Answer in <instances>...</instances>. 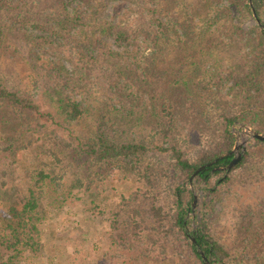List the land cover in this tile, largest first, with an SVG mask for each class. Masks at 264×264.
<instances>
[{
  "label": "rangeland",
  "instance_id": "374dc122",
  "mask_svg": "<svg viewBox=\"0 0 264 264\" xmlns=\"http://www.w3.org/2000/svg\"><path fill=\"white\" fill-rule=\"evenodd\" d=\"M66 1L71 11L81 3V0ZM101 1L105 2V18L110 19L119 3L122 5L119 18L125 13L124 20L139 32L162 29L159 19L167 23L169 41L165 51H152L154 48L145 43L141 52L148 47L147 51H152L154 56L134 68L145 73V68L155 64L173 73L172 81L182 76L203 102L202 114L197 122L199 110L188 105L189 114L178 118L176 124L166 117L165 123L171 132L170 138H164L160 127L153 122L150 96L142 91L137 103L132 104L130 100L128 104L136 109L140 107L138 104H143L138 113L126 115L119 111L121 108L111 109L113 113L133 118L135 126H114L113 122L118 121L111 116L107 131L118 140L145 143L148 152L139 158L117 162L99 163L86 159L74 135L51 122H46V126L40 128L41 133L33 138V144L37 141L44 147L37 154L34 152L38 143L24 144L28 147L17 148L14 156L0 148V189L17 188L23 200L33 190L40 203L36 229L30 237L23 238L25 245L18 246L24 253L17 264H201L179 235H165L170 222L159 220L154 209L174 212V193L180 180L174 167L173 145L188 158H194L200 150L221 140L223 132L216 101L222 97L232 99L239 89L233 78L251 72L250 60L262 53L260 30L264 32L261 27L264 26V13L258 16L260 25L253 13L237 9L234 0ZM250 2L248 0L249 5ZM179 24L185 25L198 49L196 53L200 58L195 69L189 59L180 60L191 52L192 42L181 30L176 32ZM180 42L185 48H177ZM111 44L119 51L126 47V44ZM61 45L66 46L65 42ZM71 46L69 43L66 47L69 54ZM73 59H76L74 53ZM150 75L151 82H161L157 72ZM92 82L95 84L93 94L104 97L110 85L102 83L97 73H93ZM126 86L130 89L133 84ZM259 88L261 94L256 100L262 104L264 81ZM254 90L255 85L249 83L243 87L240 97L249 96L245 100L251 103L250 98H257H253ZM134 94L135 91L132 97ZM260 115L257 122L264 124V114ZM86 126L88 130H95V120L89 119ZM247 128L257 131L254 126L237 120L231 133L235 136L232 149L238 135L239 142L245 145V150L240 151L245 153L251 149L253 152L249 170L233 172L231 181L220 185L216 196L205 191L204 183L198 187L192 178L185 184L198 197L203 193L189 217L203 213V222L208 224L211 235L230 254L227 264H264V223L258 221L256 231H240L241 225L252 221L250 205L260 207L264 201V146L256 144L258 141L248 135ZM86 133L82 129L79 135ZM41 173L49 177L43 178ZM243 213L245 218H240L239 214ZM4 215L7 214L0 209V217ZM199 224L197 221L193 229ZM7 245L1 246L0 257L12 254V248Z\"/></svg>",
  "mask_w": 264,
  "mask_h": 264
},
{
  "label": "trees",
  "instance_id": "16d2710c",
  "mask_svg": "<svg viewBox=\"0 0 264 264\" xmlns=\"http://www.w3.org/2000/svg\"><path fill=\"white\" fill-rule=\"evenodd\" d=\"M93 1L96 0H81L80 5L71 11L66 0H0V148L8 151L10 156L16 155L17 148H27L28 146L24 145L26 143H31L29 146L37 144V141L32 143L34 136L41 133L40 128L46 126V122H51L52 125L68 130L70 135H74L72 136L86 159L103 163L142 157L148 152L145 143L118 140L111 137L107 131L111 116L118 121L113 122L114 126H135L133 118L113 113L111 109L121 108L119 111L125 112L126 115H131V112L138 113L143 104H138V109L128 104L130 100L132 104L137 103L142 91L150 96L151 116L163 132L161 134L164 138H170L171 132L165 123L166 117L176 124L178 118L189 114L188 105L195 111L199 110L196 121L200 120L203 102L196 95L197 91L188 86L182 76L172 81L174 74L155 64H152L151 68H145V73H139L138 69L134 68L137 64L153 58L152 51H165V45L169 41L167 23L159 19L162 29L139 32V29L133 28L124 20L125 13L122 19L119 18V8L122 5H115L108 20L105 18V2L97 0L93 4ZM252 2L260 18L261 13H264V0ZM234 5L252 15L248 0H234ZM185 28V25L179 24L176 32L181 30L192 42L189 31ZM260 37L263 49L262 53L256 54V57L250 60L252 71L233 78L235 86L239 87L238 92L234 93L232 99L222 97L216 101L223 132L221 140L200 150L194 158H188L173 145L172 157L180 180L174 193V212L170 214L159 208L154 209L159 220L168 219L170 222L164 231L165 235H179L201 264L204 262L197 246L211 264H227L230 254L211 235L208 224L203 222V213L189 217L194 194L185 184L193 177V183L199 185L198 187L204 183L205 191H210V195L216 196L218 187L230 182L233 172L249 170L253 160L251 149L242 154L241 161L230 171L216 169L229 165L235 157L234 154L222 157L218 163L196 174L201 167L214 163L223 154L231 151L235 140L231 127L237 120L264 132V124L257 122L260 114H264V102L262 99V104H259L256 100L261 94V82L264 81L262 30ZM180 39L179 36V41ZM110 41L126 44L124 51L113 48ZM62 42H65L66 46L61 45ZM69 43L72 45L70 54L69 49H66ZM145 43L154 49L147 51V47L145 52H141ZM182 44L183 42H180L177 48H185ZM190 47L191 52L181 56L180 60L189 59L195 69L200 57L193 42ZM73 53L76 55L75 60ZM200 54L202 56V52ZM206 54L209 56V52L206 51ZM151 72H157L161 82H151ZM93 73H97L102 83L110 85L104 97L92 92L95 86L92 82ZM128 83L133 84L134 88L128 89ZM249 83L255 85L253 98L257 97L250 98L251 103L245 100L249 99V96L240 97L243 87ZM152 90L154 93L150 92ZM128 97L132 98L127 99ZM122 108L127 109V112ZM89 119L96 122L93 131L86 128ZM82 129L87 133L80 136ZM38 144L35 154L44 148ZM256 144L264 146V142ZM41 175L43 178L49 177V174ZM16 191L17 188L0 189V209L7 214L0 217V248L6 243L7 248H12L11 255L0 257V264L18 263L19 257L24 253L18 246L25 245L26 239L23 238L31 236L36 229V218L40 215L39 198L35 191L29 190L26 200L20 198ZM262 203L260 207L250 205L252 221L245 226L241 225L242 233V229L245 232L251 229L256 231L255 225L258 221L264 223V201ZM239 215L240 218H245L244 213ZM197 221H200V224L193 229ZM190 236L195 238L196 245L192 243Z\"/></svg>",
  "mask_w": 264,
  "mask_h": 264
},
{
  "label": "water",
  "instance_id": "95a60500",
  "mask_svg": "<svg viewBox=\"0 0 264 264\" xmlns=\"http://www.w3.org/2000/svg\"><path fill=\"white\" fill-rule=\"evenodd\" d=\"M250 5H251V8H252V13H253L254 17L256 18L258 24L261 25V22L258 19V16L256 14V10H255V8L253 6L252 0L250 2ZM261 27L264 30V26L261 25ZM246 131H247L248 135L252 139H254V140L258 141V142H264V134L263 133H260L258 131H254V130H252L250 128H247ZM244 146L245 145L243 143H240L239 142V136L236 135V144H235L234 148L229 153L223 154L221 157H219L218 159H216V161L214 163L201 167L197 171L196 174H198L200 171H203V170L207 169L208 167L212 166L213 164L218 163L219 160L222 159V157H224L226 155L234 154L235 157L233 158L232 162L229 165L223 166L222 168L216 169V170H227V171L232 170L241 161V159H242L241 157H242L243 152H241L240 149L242 151H244L245 150L244 149ZM192 179H193V177H192ZM203 187H205V185ZM200 194H201L200 197H198L196 194H194V200H193V204H192V208L193 209L196 207V205L198 204V202L200 201V199H202L203 193L201 192ZM190 239H191L192 243L194 245H196L195 238L193 236H190ZM196 248H197L198 253L201 255V258H202V261L204 262V264H211L210 261H208V259L206 258V256L202 252V250L198 246Z\"/></svg>",
  "mask_w": 264,
  "mask_h": 264
}]
</instances>
